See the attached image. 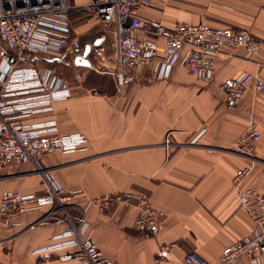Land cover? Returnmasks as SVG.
I'll use <instances>...</instances> for the list:
<instances>
[{"label":"crops","instance_id":"0c3cea01","mask_svg":"<svg viewBox=\"0 0 264 264\" xmlns=\"http://www.w3.org/2000/svg\"><path fill=\"white\" fill-rule=\"evenodd\" d=\"M66 1L76 7L69 14L74 33H90L86 42L102 35L94 32L96 21L83 8L90 0ZM141 15L139 36L156 40L161 48L177 24L199 22L249 29L260 48L255 55L243 47L222 50L207 82L196 80L182 66L160 79L151 65L132 71L119 92L94 91L112 83L111 77L88 75L81 77L87 82L80 85L73 68V96L57 100L53 111L29 120L55 119L61 133L84 134L88 149L48 155L47 179L31 163L0 169V201L6 190L43 193L47 181L57 182L71 196L70 205L82 207L102 195L144 192L165 212L156 229L136 226L134 205L86 209V233L107 257L118 264H186L185 255L195 250L217 264L225 247L254 229L233 183L236 171L250 163L233 149L234 142L252 119L261 139L246 184L264 194V95L251 88L242 102L227 103L220 88L226 78L243 72L264 79V0H153ZM157 25L165 27V37L156 38ZM168 134L176 145L171 153L164 147ZM195 137L196 144H191ZM76 206H69V212L78 219ZM52 208L46 204L0 226V264H81L62 259L79 247L67 235L65 212L50 213Z\"/></svg>","mask_w":264,"mask_h":264},{"label":"built area","instance_id":"2783aa9c","mask_svg":"<svg viewBox=\"0 0 264 264\" xmlns=\"http://www.w3.org/2000/svg\"><path fill=\"white\" fill-rule=\"evenodd\" d=\"M153 0H90L83 6L96 21L94 32L106 36L103 57L107 68L118 76L104 88L96 86L95 92L105 88L122 91L132 71L153 65L160 79L168 78L176 66L185 67L200 82L209 81L214 74L219 53L224 49L245 48L255 55L260 41L251 30L231 26H214L207 22L179 23L165 37L163 25L154 27L156 38L165 37L161 48L156 40L143 38L139 32L144 26L141 9ZM66 0H0V169L14 163H31L35 172L45 177L44 159L54 152L69 154L88 149V139L79 132L63 134L56 120L31 122L40 113L54 110L57 100L70 98L71 84L57 83L50 73L38 66L23 64L27 53L65 55L73 68L71 51L85 44L90 33H74L69 14L74 10ZM80 85L86 83L76 75ZM227 103H240L246 92L254 89L264 95V79L253 72H243L226 78L220 85ZM261 139L257 122L252 119L247 129L235 140L234 150L244 155L250 163L236 171L233 183L240 206L254 222L253 232L241 241L225 247L217 264H260L264 257V194L246 184L255 168L256 143ZM196 137L191 144H196ZM170 134L164 147L167 153L175 148ZM46 178V177H45ZM47 179V178H46ZM63 188L55 181H47L43 193L23 194L6 190L0 201V226H8L18 216L53 205L50 213L63 210L69 223L67 235L71 244L79 247L74 253L62 256L78 260L81 264H118L107 257L91 234L86 233V209L93 205L100 210L114 205L135 206L136 226L156 229L165 218L163 209L155 206L144 192H115L89 199L85 206H76L80 215L75 219L69 212ZM56 206L58 208H56ZM186 264H211L206 257L191 250L185 255Z\"/></svg>","mask_w":264,"mask_h":264},{"label":"water","instance_id":"95a60500","mask_svg":"<svg viewBox=\"0 0 264 264\" xmlns=\"http://www.w3.org/2000/svg\"><path fill=\"white\" fill-rule=\"evenodd\" d=\"M106 39L105 35H99L95 39L90 40L82 46L71 51L74 68L80 77L88 75L111 77L113 81H118V76L112 73L106 66V63L101 62L103 57V45ZM130 79H127V83Z\"/></svg>","mask_w":264,"mask_h":264},{"label":"rangeland","instance_id":"374dc122","mask_svg":"<svg viewBox=\"0 0 264 264\" xmlns=\"http://www.w3.org/2000/svg\"><path fill=\"white\" fill-rule=\"evenodd\" d=\"M0 49L5 47L0 44ZM23 64L26 66H38L41 71L50 73L51 78H55L57 83L72 84L75 74L73 66L65 55L54 56L43 53H27L24 55Z\"/></svg>","mask_w":264,"mask_h":264}]
</instances>
